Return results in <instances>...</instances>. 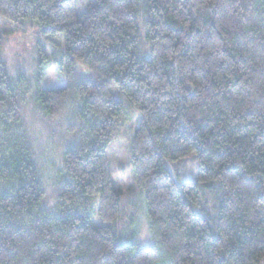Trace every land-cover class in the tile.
<instances>
[{"label":"trees","instance_id":"trees-1","mask_svg":"<svg viewBox=\"0 0 264 264\" xmlns=\"http://www.w3.org/2000/svg\"><path fill=\"white\" fill-rule=\"evenodd\" d=\"M0 20L60 37L67 78L44 87L40 43L35 82L10 75L0 32V264H264V0H0ZM30 97L76 136L53 206L24 126ZM127 108L148 246L118 226L107 150ZM190 152L199 170L180 182L168 164Z\"/></svg>","mask_w":264,"mask_h":264},{"label":"rangeland","instance_id":"rangeland-1","mask_svg":"<svg viewBox=\"0 0 264 264\" xmlns=\"http://www.w3.org/2000/svg\"><path fill=\"white\" fill-rule=\"evenodd\" d=\"M82 2L83 0H80V3ZM87 2L88 0L86 4ZM0 32L5 36L1 56L6 62L10 75L16 76L23 72L32 83L35 82L38 72L37 46L40 43L49 57L43 80L44 87L57 88L66 84L65 71L59 67L53 55V52L59 53L62 49L63 42L60 37H46L35 29L22 31L3 20H0ZM138 116V111L126 109L123 123L107 151L113 168L112 177L123 192V203L126 206L127 216L118 221L120 234L127 240L132 237L131 241L140 246H148L154 239L147 216L145 193L137 190V200L134 202L132 199V189H135L136 181L130 147L134 130L138 125ZM23 121L40 166L47 192V203L53 206L56 200L55 191L63 170V152L75 140V132L69 125L67 117L44 115L35 106L32 97L27 99L23 108ZM168 165L180 182L195 180L199 170L198 161L192 152ZM207 191L208 197L202 196V202L211 213H215L218 193L214 188ZM133 212L135 219L131 223L128 215ZM94 221L97 224L102 223L97 215L94 216Z\"/></svg>","mask_w":264,"mask_h":264}]
</instances>
